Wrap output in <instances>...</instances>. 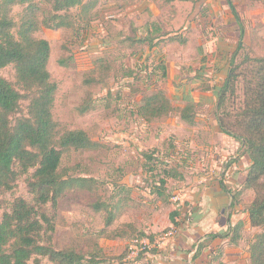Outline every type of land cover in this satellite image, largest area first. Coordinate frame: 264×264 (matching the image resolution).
<instances>
[{
	"label": "rangeland",
	"instance_id": "obj_1",
	"mask_svg": "<svg viewBox=\"0 0 264 264\" xmlns=\"http://www.w3.org/2000/svg\"><path fill=\"white\" fill-rule=\"evenodd\" d=\"M178 9H175L174 14L177 15ZM122 10L119 7L104 9L99 16L103 18L102 30L91 31L86 44L79 28H42L36 33L50 44L47 66L51 78L57 83L52 110L54 119L64 129H84L96 143L92 149H70L62 153L60 167L63 172L94 181L85 190L67 192L55 207L51 203L45 206L54 228L45 230L42 242L55 249H74L94 264H117L118 257L129 250L134 238L144 234V237L153 241L169 229L166 226L167 204L149 193L148 184L157 180L158 168L173 160L181 167L179 171L182 178L166 179L168 204H172L173 192L183 189L200 174L208 178H219V172L213 171L215 169L207 170L205 165L201 168L192 166L194 159L199 160L204 155L199 151L193 152V147H190L189 130L192 129L179 118V111L189 99L186 94L187 82L198 78L202 87L208 86L210 81L219 85V81L226 76L225 72L219 74V48L229 50L226 63L236 48V41L234 44L219 36V32L225 36L233 33L237 36L236 29L229 31L219 23L208 24V32L200 37L197 34L199 28L185 29L186 24H181L182 18L175 16L172 22L171 10L167 7L157 8L155 21L159 23L163 36L175 33L171 35L177 40L159 38L151 47L128 41L126 38H132L130 22L138 23L144 16L128 20ZM241 12L245 37L242 54L236 62L246 55L252 58L264 57V24L262 21L254 24L248 12L244 9ZM107 14L113 17L105 20ZM206 35V51L213 53L203 55L201 50L203 57H200L197 51L198 39ZM110 36H113L112 40ZM60 58L66 64H59ZM160 58L168 63L173 74L159 85L173 109L151 121L139 119L134 114L133 106L139 102L143 92L136 87L138 84L129 73L139 74L143 66H150ZM209 58H215L216 61L211 62L208 68ZM182 59L186 64L180 65L179 60ZM1 74L15 82L12 66L1 69ZM234 86L236 97L242 99L241 79ZM217 89L212 91L216 95ZM239 102L236 99L232 107H237ZM26 104L27 99H22L21 114L26 112ZM194 104L195 114L201 115L214 102L206 108L199 102ZM148 155H151L150 159ZM32 171L30 169L19 175L13 189L0 190V220L14 198L31 200L27 183ZM231 175L228 173L224 181L228 187H235L237 184L232 183ZM179 192L182 196L185 190ZM246 197L251 198L249 195ZM95 204L100 206V210L94 209ZM108 212L115 213L110 225L105 224ZM153 226L152 231L149 227ZM29 264L59 263L34 255Z\"/></svg>",
	"mask_w": 264,
	"mask_h": 264
},
{
	"label": "trees",
	"instance_id": "obj_2",
	"mask_svg": "<svg viewBox=\"0 0 264 264\" xmlns=\"http://www.w3.org/2000/svg\"><path fill=\"white\" fill-rule=\"evenodd\" d=\"M227 3L237 24L238 38L217 93L214 113L221 131L239 141L250 163L241 186L228 187L223 173L217 180L232 196V206L239 201L244 189L252 191L246 209L251 226L258 231L249 244V261L250 264H264V57L246 55L236 62L242 54L245 28L242 12L232 0ZM98 4L99 0H0V190L13 189L18 176L33 169L27 183L31 200L16 197L2 214L0 264H29L34 255L59 264H94L74 249H55L42 242L45 230L54 228L45 206L51 203L55 207L64 194L85 190L94 181L63 172L60 167L62 153L70 149H92L96 143L84 129H64L54 119L52 110L57 83L47 66L50 44L36 33L42 28H79L83 35ZM135 31L139 30L135 28ZM145 31L141 38H134L135 41L149 47L155 45V39L161 35L160 27L149 24ZM169 40L177 39L170 36ZM59 64H66V61L60 58ZM7 66L14 69V83L1 74V69ZM129 75L143 92L133 106L137 118L149 121L171 112L170 100L159 87L161 80L168 76L163 59L143 66L139 74L131 72ZM238 79L243 84L242 99L236 97L234 83ZM24 98L27 99L26 112L21 114ZM236 99L240 102L233 108ZM195 116V104L188 99L179 111V118L192 126ZM147 157L150 159L151 155ZM232 161L235 159H229L227 164ZM180 168L175 160L158 168L157 180L148 184L149 193L166 203L169 200L166 179L182 178ZM93 207L100 210L99 205ZM114 215L108 212L106 225L112 223ZM174 217L175 212H170L173 223ZM137 237L142 238L144 234ZM128 251L118 257L117 264L131 263ZM140 255L142 253L137 257Z\"/></svg>",
	"mask_w": 264,
	"mask_h": 264
},
{
	"label": "crops",
	"instance_id": "obj_3",
	"mask_svg": "<svg viewBox=\"0 0 264 264\" xmlns=\"http://www.w3.org/2000/svg\"><path fill=\"white\" fill-rule=\"evenodd\" d=\"M232 2L237 10L244 9L245 12H248V17L254 24L261 23L259 21L264 24V0H232ZM114 7L123 9L122 13L128 20L144 16L142 21H137L138 23L130 22L132 38H126L128 41L141 38V34L146 32V26L149 24L159 26V23L155 21V19L157 20L158 7H167L171 10L172 22L175 21V16L178 19L182 18L181 24H186L185 29L190 27L193 30L198 27L197 34L200 37L204 32H208V27H206L208 24L219 23L221 27H227L224 29H229V31L236 29L237 32V36L234 33L225 36L223 32H219L221 39L225 37L226 41L235 44L238 38L237 24L227 0H99L94 16L83 31L82 40L85 41V44L88 42L87 39L91 31L102 30L103 18L99 17L102 11ZM176 8H179L177 15L174 14ZM203 26L205 28L201 29L200 27ZM229 26L231 28H228ZM135 28L139 31L136 32ZM223 31L225 32V30ZM160 34L155 41L163 37L168 38L175 33L163 36L161 29ZM203 38L198 39L197 51L200 57H203L202 51L203 55L213 53V51H206L207 35ZM109 39L112 40L113 36H110ZM128 46L130 47V45ZM215 54L218 55V52L216 51ZM229 54V50L223 51L219 48V74L221 75L222 72L223 74L225 72L226 75L228 69L226 60ZM209 61L208 68L211 62L216 60L209 58ZM179 62L180 65L186 64L184 60H179ZM166 65L169 76L166 78L169 80L173 74L167 62ZM223 80L224 77L219 81V85L217 82L214 84L210 81L208 86L202 87L199 84L201 80L193 78L186 84V94H188L189 100L194 103L199 102L204 108L214 102V105H210L209 110L204 114H196L195 123L191 126L192 130H189L191 133L190 147H193V152L199 151L204 155L199 160L194 159L192 166L201 168L205 165L207 170L215 169L213 171H219V179H221L222 173L224 178L228 173H231L232 183H236L235 186H241L250 163L249 158L243 153L238 140L221 131L214 113L217 95L212 91L217 87L220 89ZM231 158L235 161L227 164ZM201 175L193 178L194 180H191L189 185H185L189 187L185 188L184 186L183 189L177 190V193L185 190L178 205L173 202L172 204L165 203L167 204L166 226L169 228L174 226L177 232L173 236L163 239L149 252L143 253L139 257L128 258L130 264H250L249 244L254 233L258 231V228L251 226L246 209L252 199V191L244 189L239 196V201L232 206V196L221 187L220 180L218 181L215 176L208 178ZM248 195L251 198H247ZM160 202L162 201L160 200ZM170 212H175L174 223L169 218ZM235 226H237L236 229ZM149 229L153 231L154 226ZM124 242L127 243V240L124 239Z\"/></svg>",
	"mask_w": 264,
	"mask_h": 264
},
{
	"label": "built area",
	"instance_id": "obj_4",
	"mask_svg": "<svg viewBox=\"0 0 264 264\" xmlns=\"http://www.w3.org/2000/svg\"><path fill=\"white\" fill-rule=\"evenodd\" d=\"M111 18L112 16H108ZM171 200L175 205H178L181 200V194L175 193L171 196ZM177 232V229L172 226L167 231H165L162 235H158L155 240L151 241L148 237L143 238H134L131 241V245L129 247L128 258L132 259L137 257L140 253H146L150 251L153 247L157 246L163 239L173 236Z\"/></svg>",
	"mask_w": 264,
	"mask_h": 264
}]
</instances>
